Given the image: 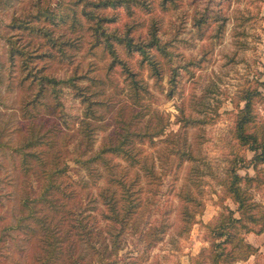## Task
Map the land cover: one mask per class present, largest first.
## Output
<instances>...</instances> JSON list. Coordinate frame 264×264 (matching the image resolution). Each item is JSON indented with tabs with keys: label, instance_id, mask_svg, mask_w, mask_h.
<instances>
[{
	"label": "rangeland",
	"instance_id": "1",
	"mask_svg": "<svg viewBox=\"0 0 264 264\" xmlns=\"http://www.w3.org/2000/svg\"><path fill=\"white\" fill-rule=\"evenodd\" d=\"M37 1L39 0H0V59L4 63V81L0 82V141L4 142V150H0V159L4 162L1 186L4 191L11 190L14 197L10 201L6 198L8 218H13V207L15 212L18 211L16 189L22 176L12 163L8 145L16 146L25 141L29 137L30 124L37 134L46 132L53 136L56 146L51 147L43 142L45 154L51 155L53 149L61 147L59 155L68 158L71 165L68 173L72 177L82 176L89 182L88 187L95 191L93 179L99 174V183L105 184L106 177L108 180L110 178L108 169H105L102 160L90 161L92 168L89 169L86 163L79 162L76 157L81 155L83 159H87L98 151L116 130L118 121L132 114V107L135 108L136 105L139 109L141 105L145 108L150 106L144 111L145 119L152 116V109H157L165 118L169 117L170 121L164 134L157 136L152 144L148 140L142 143L146 154L155 156L156 170L163 175H158L161 179L144 183L143 188L147 192L149 189L156 190L163 208L172 210L164 221V226L167 227L162 231L161 239L152 247L151 257L144 264H190L191 257L209 244L203 224L213 220L222 209L219 198L222 186L219 179L224 176L235 151L249 157L252 154L247 149H240L233 137L234 99L247 85L248 79L258 77L264 80V0H177V5H171L165 11L159 4L152 12L136 8L137 12L133 16L128 15L123 7L108 9L109 13L119 12L118 22L121 26L127 21H135L136 35L143 37L148 35L150 15L154 14L160 25L159 34L174 52L172 58L158 53L163 77L161 84H157L150 75L148 65L142 62L140 64L138 53L130 55L123 46H118L120 57L141 72L140 76L145 78L153 92L149 97L143 98L142 103L137 104L128 94V84L121 64L118 62L110 66L113 60L111 53L102 44L92 46V37L85 26L78 27L75 31L65 24L56 28L57 32L62 29L68 35H73V44L64 46L65 51L72 55L71 60H61L59 56L35 55L33 64L37 67L45 66L44 71L57 74L58 77L78 75L76 81L83 85L84 92L90 94L93 101H102V104H92L97 115L91 119L93 132L89 141L85 139L76 120L69 122L68 127L60 116L62 108L72 114L78 113L80 117L85 116L86 102L81 92L78 93L73 87H66L61 92L62 103L58 105L57 98L50 92L33 103L38 87L31 77L26 76L27 70L22 69L19 56L15 57L14 62L8 60V37L15 39L18 45L30 38L35 45L48 43L39 35L30 36L27 29L11 26L16 17L24 16L30 11L36 13ZM40 1L50 10H56L57 7L58 11H71L69 7L73 5L79 11L81 7V2L76 3V0ZM207 14L211 15L208 24L199 29L195 21L199 16L207 17ZM216 17L225 20V26L220 32L218 29L221 20ZM29 22L49 25L43 15ZM48 44L38 50L47 49ZM52 49L59 54L55 48ZM177 65L180 67L175 89L169 79ZM261 89L264 91L263 87ZM171 91H174L172 96L169 94ZM125 103L127 107H124ZM180 107L185 109L187 115L199 121L187 129V143L194 158L181 167H176V154L168 148L169 141L165 137L181 126L177 121ZM260 112L264 114V102L260 104ZM152 123H157V117L152 119ZM63 135H66L68 143L61 138ZM48 137L42 139L51 140ZM14 154L17 159L16 152ZM108 155L111 159V171L123 170L128 174L133 171L134 167L119 156ZM239 171L242 174L255 172L252 167L246 166L240 167ZM145 180L146 178L143 181ZM183 188H190L198 198L188 204L191 213H195L198 219L191 225L182 220L184 202L179 192ZM254 191L258 199L264 200V185ZM223 202L235 206L230 198H225ZM10 232L3 241L5 254L2 256L3 261L0 259V264H28L37 249L36 243L30 242L28 234L23 231ZM246 237L249 240L247 235ZM132 240L130 235L125 237L124 249L131 246ZM256 257L258 264H264V250H259Z\"/></svg>",
	"mask_w": 264,
	"mask_h": 264
},
{
	"label": "trees",
	"instance_id": "2",
	"mask_svg": "<svg viewBox=\"0 0 264 264\" xmlns=\"http://www.w3.org/2000/svg\"><path fill=\"white\" fill-rule=\"evenodd\" d=\"M77 2H81L79 11L73 5L69 7L71 11H58L56 6V10L47 9L39 0L36 13L30 11L24 16L16 17L11 26L27 29L30 36L39 35L49 44L41 42L35 45L30 38L18 45L15 39L8 37V60L14 62L15 57L19 56L22 69L27 70L26 76L31 77L38 87V92L32 99L33 103L50 92L57 98L58 105L62 103L61 92L66 87H73L78 93L81 92L86 102L85 116L69 113L64 108L61 109L60 116L68 127L69 122L76 120L79 129L85 134V139L89 141L93 132L91 119L97 115L92 104H102V101H93L91 95L84 92L83 85L76 81L78 75L58 77L57 74L48 73L44 71L45 66L37 67L33 64L34 56H59L61 60H71L72 55L65 51L64 46L73 44V35H68L62 29L57 32L56 28L65 24L75 31L78 27L85 26L92 37V46L102 44L111 53L113 60L110 66L118 62L121 64L131 100L136 104L142 103V99L153 92L145 78L140 76L141 72L120 57L118 46H123L130 55L138 53L140 64L142 62L148 65L150 75L157 84H161L163 77L158 53L172 58L174 52L167 47V42L159 34L160 25L154 14L150 15L148 35L143 37L136 35L135 21H127L121 26L118 22L119 12L108 11L123 7L128 15L133 16L137 12L136 8L152 12L159 4L165 11L178 3L177 0H76ZM41 15L48 20V26L29 22ZM209 17L211 15L208 14L207 17L199 16L195 25L202 29L208 24ZM216 19L221 20V17ZM224 21L222 18L219 23V32L225 26ZM44 44L49 47L39 51ZM2 67L4 63L0 59V82L4 81ZM179 67L180 65L175 67L169 79L175 89ZM246 84L234 99L232 133L240 149H247L252 154L249 157L235 151L224 176L219 179L222 186V193L219 195L222 209L213 220L203 224L209 244L191 257L190 264H241L251 255H257L260 250L246 235L249 232L264 231V200L258 199L254 191L264 185V114L260 112V104L264 102V91L261 89L264 88V80L258 77L248 79ZM172 88L171 86V90ZM169 94L172 96L174 91ZM124 105L127 107V103ZM149 108L150 106L145 108L144 105L139 109L136 105L135 108L132 107V114L118 121L116 130L98 151L87 159H83L81 155L76 157L79 162L86 163L89 169L92 168L89 162L97 160H102L105 169H108L110 178L108 180L106 177L105 184L99 183V174L93 179L95 191L88 187L89 182L82 176L72 177L68 173L71 165L68 158L59 155L58 150L61 147L53 149L51 155L45 154L43 142L51 147L56 146V142L49 133L37 134L32 124L28 128L29 137L25 141L16 146L8 145L12 163L22 176L16 189L19 208L15 212L13 207V218H8L6 198L10 201L14 197L11 190L4 191L1 186L4 162L0 159L1 261L5 254L3 241L11 234V230L25 232L30 242L36 243L37 249L28 264H144L150 259V251L161 239V233L167 227L164 226V221L172 209L163 208L156 190L149 189L147 192L143 188L144 183L161 179L163 175L156 170L155 156L147 155L142 143L148 140L152 144L157 136L164 134L170 121L169 117L165 118L157 109H152V116L157 117V123L153 124L154 117H144V111ZM179 110L177 121L181 126L165 137L169 141L168 148L176 154V167H181L194 158L187 143V129L199 121L187 115L183 107ZM45 136H49L51 140H43ZM61 138L68 143L65 140L66 135ZM1 146L0 150H4L3 141H0ZM109 153L128 162L134 167L133 171L129 174L123 170L111 171ZM244 166L252 167L254 174H242L239 168ZM179 195L184 202L182 220L191 225L198 219L195 213H191L188 204L198 198L190 188L181 189ZM225 198H230L235 206L224 203ZM127 235L133 240L131 246L124 249ZM256 263L258 264L257 261Z\"/></svg>",
	"mask_w": 264,
	"mask_h": 264
},
{
	"label": "crops",
	"instance_id": "3",
	"mask_svg": "<svg viewBox=\"0 0 264 264\" xmlns=\"http://www.w3.org/2000/svg\"><path fill=\"white\" fill-rule=\"evenodd\" d=\"M247 236L252 243L259 246L260 250H264V231L262 233L249 232ZM256 261L257 257L253 254L247 260H244L242 264H257Z\"/></svg>",
	"mask_w": 264,
	"mask_h": 264
}]
</instances>
